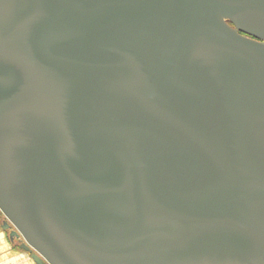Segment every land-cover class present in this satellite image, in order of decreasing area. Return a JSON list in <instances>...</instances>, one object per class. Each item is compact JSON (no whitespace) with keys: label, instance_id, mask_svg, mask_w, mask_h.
I'll use <instances>...</instances> for the list:
<instances>
[{"label":"water","instance_id":"water-1","mask_svg":"<svg viewBox=\"0 0 264 264\" xmlns=\"http://www.w3.org/2000/svg\"><path fill=\"white\" fill-rule=\"evenodd\" d=\"M0 210L38 264H264V0H0Z\"/></svg>","mask_w":264,"mask_h":264},{"label":"crops","instance_id":"crops-1","mask_svg":"<svg viewBox=\"0 0 264 264\" xmlns=\"http://www.w3.org/2000/svg\"><path fill=\"white\" fill-rule=\"evenodd\" d=\"M14 243L8 238L6 231L0 227V264H36L32 258L14 249ZM23 256V258L21 257Z\"/></svg>","mask_w":264,"mask_h":264},{"label":"rangeland","instance_id":"rangeland-1","mask_svg":"<svg viewBox=\"0 0 264 264\" xmlns=\"http://www.w3.org/2000/svg\"><path fill=\"white\" fill-rule=\"evenodd\" d=\"M6 219V217H5V215L3 214V212L0 210V227H1V223H3L2 221L3 220H5ZM2 227H4L3 226V224H2ZM13 227V226H12ZM4 229V228H3ZM5 231H6V234H7V236H8V238L10 239V237H12L11 236V230H9L8 228H6V229H4ZM15 234V238L16 239H18V241H20V239H21V237H20V235H17L16 233H14ZM10 241H12L11 239H10ZM12 243H14V249L16 250V251H19V252H23V253H21L23 256H25L24 254H27L23 249H22V247H24L23 245H21V246H19V244L17 243V241L16 240H14V242H12ZM28 255V254H27ZM23 256H21L22 258H23ZM34 259V258H33ZM34 262H36L35 261V259H34ZM43 264H48L46 261H44V263Z\"/></svg>","mask_w":264,"mask_h":264},{"label":"flooded vegetation","instance_id":"flooded-vegetation-1","mask_svg":"<svg viewBox=\"0 0 264 264\" xmlns=\"http://www.w3.org/2000/svg\"><path fill=\"white\" fill-rule=\"evenodd\" d=\"M5 221H6V219L5 220H3L2 222L3 223H1V226H2V224H4L5 223ZM4 228V227H3ZM9 230H11V229H14V227H12L11 225L10 226H8L7 227ZM4 229H6V228H4ZM21 237V236H20ZM10 239L12 240V242H14V240H16L17 241V243L19 244V246H21V245H24L23 244V239H22V237H21V239H20V241H18V239H16L15 238V234H13V236L12 237H10ZM22 247V246H21ZM22 249L32 258V256H31V252L28 250V249H26V248H24V247H22ZM32 260L34 261V259L32 258ZM36 264H38L37 262H35ZM44 263V262H43Z\"/></svg>","mask_w":264,"mask_h":264}]
</instances>
